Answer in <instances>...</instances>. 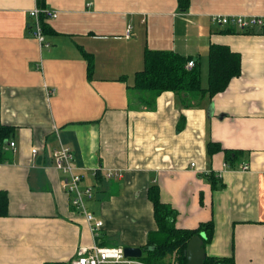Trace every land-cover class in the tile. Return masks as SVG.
<instances>
[{"label": "crops", "instance_id": "crops-1", "mask_svg": "<svg viewBox=\"0 0 264 264\" xmlns=\"http://www.w3.org/2000/svg\"><path fill=\"white\" fill-rule=\"evenodd\" d=\"M36 8L57 13L43 18L42 43ZM214 15L264 18V0H189L184 12L178 0H0V123L15 129L0 150L8 197L0 264H68L94 244L141 249L156 230L152 185L176 211L177 228L212 224L206 257L264 264V26L239 31ZM212 45L239 55V75L223 91L163 92L150 108L151 96L131 88L154 50L194 61L207 89ZM209 143L235 160L210 156ZM60 146L90 190L85 207L103 222L97 237L54 166ZM177 260L173 252L165 263Z\"/></svg>", "mask_w": 264, "mask_h": 264}, {"label": "trees", "instance_id": "trees-1", "mask_svg": "<svg viewBox=\"0 0 264 264\" xmlns=\"http://www.w3.org/2000/svg\"><path fill=\"white\" fill-rule=\"evenodd\" d=\"M44 0H38L40 6ZM189 0H178V7L181 12L188 9ZM42 9V8H41ZM39 17L41 28L44 32L42 20ZM264 33V27L261 28ZM189 61L177 53L171 51L146 50L144 54V68L134 76L132 89L147 93L151 98L147 99L149 104H153L154 98L163 92H173L174 94L187 99L189 96L204 94L213 96L223 91L233 77L239 75V55L231 53L224 46L212 45L209 52L208 61V87H201L199 69L194 67L187 71L185 64ZM146 102V103H147ZM151 102V103H150ZM15 134V129L6 127L0 123V150L5 147L7 141ZM220 151L225 154L226 160L234 161L232 152L223 150L216 143L208 144V154L212 156ZM1 152V151H0ZM231 168H234L231 166ZM207 178L215 183V174L207 173ZM147 197L153 205V216L156 230L150 232L147 242L142 249L141 262L147 264H166L168 255L175 252L178 254L179 264H187L185 249L190 239L196 235L202 237L203 247L208 243L212 235V224L210 222L201 224L194 230L180 229L176 227L177 213L169 205L163 204L160 200L159 189L152 185L147 190ZM8 197L5 191H0V217L7 213ZM203 264H232L231 259L205 257Z\"/></svg>", "mask_w": 264, "mask_h": 264}, {"label": "built area", "instance_id": "built-area-1", "mask_svg": "<svg viewBox=\"0 0 264 264\" xmlns=\"http://www.w3.org/2000/svg\"><path fill=\"white\" fill-rule=\"evenodd\" d=\"M56 18L57 13L47 9H34L30 12V17L34 19V37L40 43L43 42L44 36L40 26L39 17ZM212 21L218 25L231 26L239 31L250 30L255 27L264 26L263 17H244V16H224L214 15ZM129 28L126 32V37L130 35ZM194 61L190 60L186 64L185 68L190 71L194 67ZM10 147H14V143L9 144ZM32 155L37 153V149L31 150ZM54 166L57 171H60L66 177V184L64 186L65 191L71 195L70 205L71 207L83 215L90 226V230L94 237L99 235L100 230L103 227V222L97 220L89 211H87L84 202V194L90 192L89 189L83 191L80 188V182L82 179L81 174L77 171V168L73 165L74 157L71 151L64 146H60L53 151ZM191 168H195V163L190 164ZM229 167V166H228ZM235 169V168H234ZM239 171H247L249 169L247 164H241L237 168ZM108 177L112 174H107ZM264 183V178H263ZM68 264H145L139 259L127 258L124 256L123 249L120 247H101L96 244L89 247L80 246L76 252V255L71 259Z\"/></svg>", "mask_w": 264, "mask_h": 264}, {"label": "water", "instance_id": "water-1", "mask_svg": "<svg viewBox=\"0 0 264 264\" xmlns=\"http://www.w3.org/2000/svg\"><path fill=\"white\" fill-rule=\"evenodd\" d=\"M202 245L203 240L201 236L196 235L190 239L185 249L187 264H203L206 256ZM123 253L127 258H140L142 251L140 248L125 247L123 248Z\"/></svg>", "mask_w": 264, "mask_h": 264}, {"label": "rangeland", "instance_id": "rangeland-1", "mask_svg": "<svg viewBox=\"0 0 264 264\" xmlns=\"http://www.w3.org/2000/svg\"><path fill=\"white\" fill-rule=\"evenodd\" d=\"M135 259V258H134ZM137 259V258H136ZM170 261V260H169ZM178 264H179V262H178V260L176 261ZM147 264V263H146Z\"/></svg>", "mask_w": 264, "mask_h": 264}]
</instances>
